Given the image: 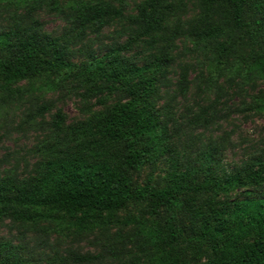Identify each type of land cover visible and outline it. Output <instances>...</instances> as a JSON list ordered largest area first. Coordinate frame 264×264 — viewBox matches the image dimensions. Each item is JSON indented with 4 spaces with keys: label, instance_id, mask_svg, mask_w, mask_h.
I'll return each instance as SVG.
<instances>
[{
    "label": "rangeland",
    "instance_id": "374dc122",
    "mask_svg": "<svg viewBox=\"0 0 264 264\" xmlns=\"http://www.w3.org/2000/svg\"><path fill=\"white\" fill-rule=\"evenodd\" d=\"M59 11L48 7L28 13V0L0 2V35L16 25L31 28L39 35L65 41L66 63L60 72H49L14 87L21 94L0 98V180L35 181L46 162L74 153L71 130L85 122L96 123L95 116L127 98L109 93L102 80L92 81L90 64L105 67L113 51L136 67L161 60L156 71V93L151 98L160 122L166 125L168 148L153 164H145L129 174L133 186L149 184L161 189L175 170L194 173L197 181L205 177L215 182L243 172L250 161H264V80L241 79L232 72L234 57L222 65L216 62V45L238 43L237 34L228 38L200 41L191 36L200 28L203 8L199 0H169L175 8L167 23V33L155 41L138 36V27L126 19L108 23L98 33H81L74 22L73 1L57 0ZM120 8L127 18L135 15L144 0H103ZM224 9L211 11L206 22L221 25ZM253 12L248 9L247 20ZM264 25V14L255 15ZM179 34L169 43L165 38L174 29ZM124 47V48H123ZM240 47V46H239ZM238 47V48H239ZM237 49L235 55L243 54ZM8 51L0 47V59ZM248 78V76H247ZM249 79V78H248ZM250 80V79H249ZM62 123L55 128L57 114ZM264 199V182L227 192L210 190L195 199L206 218L217 211L223 218L237 203ZM182 207L176 222L160 209L150 213L146 203L128 202L112 215L104 213L97 226L78 232L73 228L59 232L53 223L0 222V264H205L204 251L209 240L198 244L201 220ZM172 223L182 230L176 243H162L156 237L166 233ZM216 222H209V229ZM230 228L236 231L234 225Z\"/></svg>",
    "mask_w": 264,
    "mask_h": 264
},
{
    "label": "trees",
    "instance_id": "16d2710c",
    "mask_svg": "<svg viewBox=\"0 0 264 264\" xmlns=\"http://www.w3.org/2000/svg\"><path fill=\"white\" fill-rule=\"evenodd\" d=\"M199 1L203 8L199 19L201 27L195 28L191 36L206 41L228 38L230 33L236 32L238 43L228 44L227 41L216 45L217 64H224L233 55L232 72L239 78L264 80V25L255 17L264 14V0ZM28 2L31 4L29 14L42 6L59 11L57 0ZM72 4L74 22L81 33L86 30L98 33L108 23L126 19L138 27L139 37L152 41L158 34L167 33L168 19L175 12L169 0H144L135 15L127 18L120 8L103 0L73 1ZM217 7L224 9L222 24L212 26L206 18ZM248 9L253 12L251 20L246 18ZM178 34V28L174 29L165 38L166 42H171ZM0 47L8 51L7 56L0 59V98L21 94L20 89L14 87L21 81L69 67L67 43L39 35L30 27L16 25L1 34ZM238 47L245 50L243 54L235 55ZM120 50L112 52L105 67L101 62L90 64L94 70L91 77L94 85L102 80L107 85L101 89L120 92L127 100L113 104L104 115L95 116L94 125L89 121L73 128L70 136L75 152L46 162L35 181L0 180V222L10 219L19 223H53L59 232L69 228L82 232L97 226L104 213L112 215L130 201L146 203L153 215L164 209L171 213L173 222L185 205L186 210L201 220L198 244L209 240L208 249L204 251L205 264H264V199L237 203L227 218L213 210L212 217L206 218L194 204L202 192L216 189L227 192L263 183L264 161H250L242 174H234L219 183L207 177L198 182L191 171L177 172L175 164L167 185L161 189L149 184L132 185L131 172L153 164L165 153L173 155L175 152L166 144L169 140L166 125L160 122L151 102L156 93L155 74L161 60L136 67L119 58ZM260 102L263 108L264 98ZM61 123L62 116L58 113L55 128ZM211 220L216 222L212 231L209 229ZM230 225H234L236 231ZM157 232L155 238L168 245L183 236L182 230L173 223L166 233ZM4 264L21 263L13 260Z\"/></svg>",
    "mask_w": 264,
    "mask_h": 264
}]
</instances>
